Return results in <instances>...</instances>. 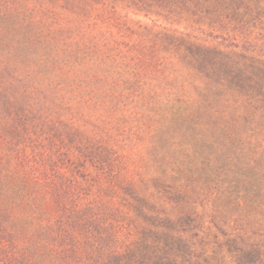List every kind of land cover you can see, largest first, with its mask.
Wrapping results in <instances>:
<instances>
[{
  "label": "trees",
  "instance_id": "trees-1",
  "mask_svg": "<svg viewBox=\"0 0 264 264\" xmlns=\"http://www.w3.org/2000/svg\"><path fill=\"white\" fill-rule=\"evenodd\" d=\"M161 2L0 0V145L10 147L13 142L27 140L42 145L45 150L39 154L38 165L48 166L29 165L30 158H20L18 152L14 158L8 154L9 161L19 162L15 167L0 168V264H194L187 241L178 233L172 235L169 230L165 237L158 234L160 227L170 223L158 217L200 215L199 202L216 197L213 185L217 181L210 163L215 165L219 160L225 164L215 175L226 172L225 181L231 185L226 204L213 201L214 209L253 215L257 201L249 193L256 192L252 187L262 180L264 152H259L253 141L246 153L230 138L226 148L231 145L232 149L226 153L217 133L234 120L229 99L213 107L212 101L206 100L209 106H203L205 98L219 95V84L224 85L225 76L229 78L228 70L206 69L220 77L218 82L201 74L198 55L181 63V70L177 67L176 71L183 83H187L186 77L194 85L199 81L197 89L202 94L197 98L176 95L179 104L167 114L155 112L152 103L144 102L141 80H149L153 91L148 93L154 96L157 87L153 76L135 77L133 84L139 87L133 97L143 102L134 106L137 110L127 111L126 105L119 103L129 88L127 79L121 73L115 78L118 67L114 59L98 56L114 50L115 46H108L110 42L119 45L114 40L115 27L122 32L134 12L148 16ZM80 21L83 26L69 46L70 32ZM162 33L165 36V31ZM175 33L174 39L186 40V34ZM85 68L111 83L95 89L87 82L79 83L77 78ZM240 83L238 77L235 84ZM258 108L264 110V102L257 99L234 107L235 111L244 110L247 122L254 118L250 111ZM67 119L79 121L82 136L100 132L96 143H92L93 137L85 142L74 137L65 124ZM119 123L126 127L120 129ZM47 124L63 135L39 133L38 127L45 129ZM183 125L186 131L180 130ZM178 133H183L182 139H177ZM216 145L218 152L212 149ZM175 149L208 154L198 166L183 168L168 154ZM156 151L165 153V163L162 157H154L153 165L148 160L149 153ZM78 162L95 164L97 171L85 175L82 182L75 174L68 177ZM65 163L72 168L64 169ZM154 165L155 170L151 169ZM245 185L251 189L241 190L244 195L238 192L240 200L230 209L237 187ZM97 215L106 218L93 217ZM119 246H123L122 251L117 250Z\"/></svg>",
  "mask_w": 264,
  "mask_h": 264
},
{
  "label": "rangeland",
  "instance_id": "rangeland-1",
  "mask_svg": "<svg viewBox=\"0 0 264 264\" xmlns=\"http://www.w3.org/2000/svg\"><path fill=\"white\" fill-rule=\"evenodd\" d=\"M154 8L155 12L148 16L137 11L134 12L135 14L127 21L125 28L122 27V32L127 33L125 36H119L122 32L115 27L113 30L114 40H118L119 45L110 42L108 46H115L114 50L107 55H103V53L98 55L107 56L111 60L114 59L118 67L115 78L121 73L129 83L131 89L122 90L124 96L119 103L126 105L127 111L137 110L134 106L143 101L142 98L133 97L134 89L139 87V85L133 84V79L135 77L145 78L148 73L156 80L157 92L154 96L149 94L148 92L153 91L149 86V80H141V84L145 85L146 97L144 102L152 103L155 112L167 114L169 108L172 109L179 104L175 100L178 94L197 98L201 93L197 89L200 82L198 81L194 85L189 83L190 79L186 77L187 83H183L181 74L176 71V68L181 70V63L197 57L194 55H198L197 64L203 69L201 73L203 76L209 74L206 77L219 82L220 77L214 72L220 70H228L229 72V78L225 76L223 80L224 85L219 84V95L215 98H205L203 101L204 108L209 106V102H205L206 100L212 101L211 107L218 106L226 98L231 104L230 111L234 120L231 121V125L225 123L223 132L217 133V138H220L218 143L225 148L227 153L228 149H232L231 145L226 148L227 142L231 143L230 138L235 139L240 144L239 150L247 153L251 142L254 141L259 145V152L263 153L264 110L262 108L251 110L254 118L247 122L245 121L246 116H243L244 110L235 111L234 107H237L238 102L242 103L248 99H257L260 103L264 102V0H162L161 7L155 6ZM157 11H161V14H158ZM82 26L83 23L80 21L72 28L69 46H71L72 40L77 39V32ZM161 31H165V36H163L164 32L161 34ZM176 31L186 34L184 35L187 36L186 40L174 39L177 36ZM82 41L83 39L80 42ZM129 44H133V46L127 49ZM73 53L78 52L73 50ZM173 62L176 63L174 66ZM206 69H213L214 72L210 73ZM238 77L239 82H241L239 85L235 84ZM98 78L99 73L97 71L94 70L90 73L85 68L77 80L79 83L87 82L90 89H95L98 85L106 87L108 83H111L104 78ZM185 84L187 85L185 86ZM113 88L114 91H117L116 85ZM87 91L90 92L88 89ZM164 104H168V106L163 107ZM87 107L88 105L84 107L83 111L87 110ZM100 107L101 105H97V108ZM132 114L129 112V115ZM203 121L205 123L208 120L206 118ZM65 122L68 125V130L81 142H85L86 138L93 137L92 143H96V137L101 134L94 131L82 136V131H80L82 125L78 124V120L67 119ZM223 122L221 121V123ZM118 126L120 129H124L126 124L119 123ZM61 127L64 128V125ZM44 128L38 127L39 133L44 135L43 130L48 133L63 135L57 129H53L51 124L44 125ZM180 130L186 131V126H181ZM182 134L178 133L177 139H182ZM13 143L14 145H10V147L0 145V158H2L0 168L15 167V163L19 162L13 158L17 156L18 152H20V158H30L29 165L42 169L47 166L46 164L38 165L40 164L39 154L45 150L44 147H41L42 145L29 140ZM56 143H59V140H56ZM217 146L212 147L214 152L219 151ZM9 153L13 157L11 161L8 159L10 158ZM168 154L177 159L178 167L184 168L187 165L198 166L208 152L200 153V151L194 152L192 150L185 152L175 149L170 150ZM154 157L159 159L162 157L165 163L166 155L164 152L149 153L147 158L151 160L152 165L156 161ZM10 164L11 166H9ZM224 164L225 162L221 160L215 162V165L210 163L214 182L217 181L213 185L215 192L213 195L216 197L210 196L208 200L199 202L197 211L200 215H159L158 219L170 221L169 226L171 227H160L158 234L165 237L169 230H171L169 232L172 235L178 233L187 241L194 264H264V167H262V180L255 182V186L252 187V190L256 192L249 193L250 198H255L257 201L253 215H238V210L218 213L212 205L215 204L213 201H216L217 204H226L228 201L226 191L231 183L225 181L227 180L226 172L223 173V176L217 177L215 175L222 172L220 167ZM155 165L151 169L155 170ZM63 167L64 169L72 168L68 163H65ZM96 171L95 164H88L87 166L86 163L81 165L78 162L67 176L70 177L75 174V179L82 182L85 175H90ZM56 180L61 181L62 179L56 178ZM246 187L251 189L249 185L237 187V191L231 200L230 209L233 210L235 202L240 200L238 192L240 195H244L242 191ZM93 217L102 220L106 218V215ZM187 221L189 222L187 223ZM122 249L123 246L117 248L118 251H122ZM116 256L120 261L123 260L120 257L121 254Z\"/></svg>",
  "mask_w": 264,
  "mask_h": 264
}]
</instances>
